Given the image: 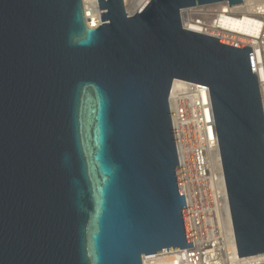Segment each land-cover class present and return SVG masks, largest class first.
Wrapping results in <instances>:
<instances>
[{"label": "water", "instance_id": "1", "mask_svg": "<svg viewBox=\"0 0 264 264\" xmlns=\"http://www.w3.org/2000/svg\"><path fill=\"white\" fill-rule=\"evenodd\" d=\"M244 0H0V264H144L193 247L169 99L207 86L238 256L264 255L252 48L185 30Z\"/></svg>", "mask_w": 264, "mask_h": 264}, {"label": "built area", "instance_id": "2", "mask_svg": "<svg viewBox=\"0 0 264 264\" xmlns=\"http://www.w3.org/2000/svg\"><path fill=\"white\" fill-rule=\"evenodd\" d=\"M147 1L124 0L127 14H137ZM83 4L89 25L98 27V0H83ZM243 4L230 7L224 1L186 8L181 11V20L185 30L252 48L264 112V0H244ZM89 12L98 13L96 26L89 22ZM173 93L174 85L169 106L193 247L144 257L143 263L204 264L201 256L212 261L223 258L222 229L228 219L232 223L226 184L224 204L218 198L207 158L206 145L215 142L220 158L211 98L207 86L183 80L174 100ZM233 255L239 258L238 252ZM256 257V264H264V255Z\"/></svg>", "mask_w": 264, "mask_h": 264}, {"label": "bare ground", "instance_id": "3", "mask_svg": "<svg viewBox=\"0 0 264 264\" xmlns=\"http://www.w3.org/2000/svg\"><path fill=\"white\" fill-rule=\"evenodd\" d=\"M89 22L93 23V26L97 25L96 20L99 19V15L96 12H89ZM180 86V80H176L174 83V93L172 100L175 98L176 90ZM207 150V158L211 161L212 165L210 166L211 172L214 175L213 179L216 185L218 198H220V201L224 204L227 202V196L225 191V182H224V175H223V169H222V163L218 155L217 151V144L216 142L214 144L207 143L206 145ZM222 229L223 234V247L225 251V255H223V258L221 260L212 261L207 255L201 256V258L204 261V264H256L259 260V257H253V258H245L240 259L236 258L233 253H237L236 250V244H235V237H234V230L231 221L228 219L226 223L224 224ZM145 264H148L145 262ZM163 264H174V263H163Z\"/></svg>", "mask_w": 264, "mask_h": 264}, {"label": "rangeland", "instance_id": "4", "mask_svg": "<svg viewBox=\"0 0 264 264\" xmlns=\"http://www.w3.org/2000/svg\"><path fill=\"white\" fill-rule=\"evenodd\" d=\"M97 22V21H96ZM93 26V25H92ZM209 161V166H211L212 165V160L210 161V160H208Z\"/></svg>", "mask_w": 264, "mask_h": 264}]
</instances>
